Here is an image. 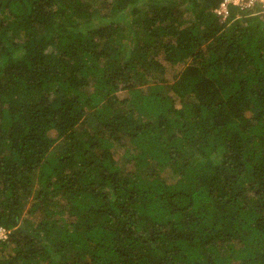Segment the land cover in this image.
<instances>
[{"label": "trees", "instance_id": "obj_1", "mask_svg": "<svg viewBox=\"0 0 264 264\" xmlns=\"http://www.w3.org/2000/svg\"><path fill=\"white\" fill-rule=\"evenodd\" d=\"M222 0H0V264H264V16Z\"/></svg>", "mask_w": 264, "mask_h": 264}, {"label": "built area", "instance_id": "obj_2", "mask_svg": "<svg viewBox=\"0 0 264 264\" xmlns=\"http://www.w3.org/2000/svg\"><path fill=\"white\" fill-rule=\"evenodd\" d=\"M229 4L239 6L240 9H253L255 13H259L264 16V0H223L218 13L226 17L229 14ZM256 7L259 8L256 10ZM1 233L2 232H0V234Z\"/></svg>", "mask_w": 264, "mask_h": 264}, {"label": "clouds", "instance_id": "obj_3", "mask_svg": "<svg viewBox=\"0 0 264 264\" xmlns=\"http://www.w3.org/2000/svg\"><path fill=\"white\" fill-rule=\"evenodd\" d=\"M222 2H223V0H222ZM222 2H221V3H222ZM221 3H220V6H221ZM220 6H219L218 8L215 9V12H216V13H218ZM238 7H239V6H238ZM239 10H241V11H246V10L249 11V10H251L252 12H250V13H252V14H259V13H255L253 9H240V8H239ZM228 11H229V9H228ZM228 15H229V14H228ZM228 15H227V16H228ZM227 16H226V17H227Z\"/></svg>", "mask_w": 264, "mask_h": 264}, {"label": "rangeland", "instance_id": "obj_4", "mask_svg": "<svg viewBox=\"0 0 264 264\" xmlns=\"http://www.w3.org/2000/svg\"><path fill=\"white\" fill-rule=\"evenodd\" d=\"M259 7H256V10L258 9ZM0 235H2V234H0Z\"/></svg>", "mask_w": 264, "mask_h": 264}]
</instances>
